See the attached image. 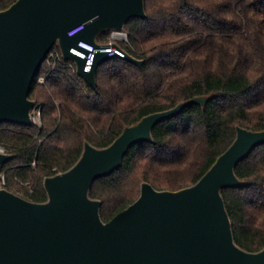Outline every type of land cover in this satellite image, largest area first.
Segmentation results:
<instances>
[{
  "label": "trees",
  "instance_id": "1",
  "mask_svg": "<svg viewBox=\"0 0 264 264\" xmlns=\"http://www.w3.org/2000/svg\"><path fill=\"white\" fill-rule=\"evenodd\" d=\"M15 1L0 0V11ZM145 9L146 18L127 20L129 41L122 43L142 66L121 57L104 61L92 87L73 69L42 64L29 94L42 106V124L0 123V144L13 155L2 165L1 187L47 201L45 178L70 169L86 142L106 147L145 115L208 97L157 123L152 141L133 144L120 167L94 180L89 195L101 200L108 221L140 196L144 181L159 190L193 185L233 143L238 126L264 129V0H145ZM110 32L98 40L108 41ZM235 172L245 184L221 189L234 239L259 251L264 143Z\"/></svg>",
  "mask_w": 264,
  "mask_h": 264
},
{
  "label": "water",
  "instance_id": "2",
  "mask_svg": "<svg viewBox=\"0 0 264 264\" xmlns=\"http://www.w3.org/2000/svg\"><path fill=\"white\" fill-rule=\"evenodd\" d=\"M135 16L147 17L145 0H16L1 10L0 123L33 124L31 86L57 42L96 87L98 65L120 56L97 52L86 70L87 59L71 48L81 40L99 46L100 32L122 29ZM80 23L84 29L69 36ZM123 58L144 63L127 51ZM207 100L195 96L145 115L106 147L86 142L70 169L45 178L47 201L0 187V264H264V248L248 251L236 243L221 192L245 184L235 166L264 143V129L238 126L233 143L193 185L159 190L144 181L140 196L108 221L101 200L89 195L94 180L120 167L133 144L153 140L157 123ZM12 156L0 152V175Z\"/></svg>",
  "mask_w": 264,
  "mask_h": 264
},
{
  "label": "built area",
  "instance_id": "3",
  "mask_svg": "<svg viewBox=\"0 0 264 264\" xmlns=\"http://www.w3.org/2000/svg\"><path fill=\"white\" fill-rule=\"evenodd\" d=\"M85 27L84 23H80L68 31L69 36H73L83 30ZM99 46H94L93 44L81 40L78 43V47H72L71 52L77 54L83 58L87 59L85 69L90 70L93 63L95 54L97 52H106L109 55L118 54L121 58L125 55V49L122 46V43L129 41L128 31L124 28L122 29H113L110 32L108 41H100L96 39ZM44 62L50 70H59L65 67L73 69L77 72V63L74 59H68L64 56L62 49L60 48L58 42L55 43L53 48L48 52ZM43 62V63H44ZM78 73V72H77ZM46 80L45 75H40L37 79L39 83H44ZM31 116L33 124L41 125L42 124V106L40 104H35L34 108L31 111ZM0 152H6V149L3 145L0 144ZM5 182V176L3 173L0 175V183ZM28 184V183H27Z\"/></svg>",
  "mask_w": 264,
  "mask_h": 264
},
{
  "label": "rangeland",
  "instance_id": "4",
  "mask_svg": "<svg viewBox=\"0 0 264 264\" xmlns=\"http://www.w3.org/2000/svg\"><path fill=\"white\" fill-rule=\"evenodd\" d=\"M31 98V97H30ZM1 187V186H0Z\"/></svg>",
  "mask_w": 264,
  "mask_h": 264
}]
</instances>
